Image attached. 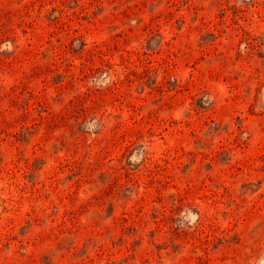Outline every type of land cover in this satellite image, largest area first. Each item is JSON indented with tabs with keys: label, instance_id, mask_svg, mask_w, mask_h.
<instances>
[{
	"label": "rangeland",
	"instance_id": "374dc122",
	"mask_svg": "<svg viewBox=\"0 0 264 264\" xmlns=\"http://www.w3.org/2000/svg\"><path fill=\"white\" fill-rule=\"evenodd\" d=\"M0 264H264V0H0Z\"/></svg>",
	"mask_w": 264,
	"mask_h": 264
}]
</instances>
